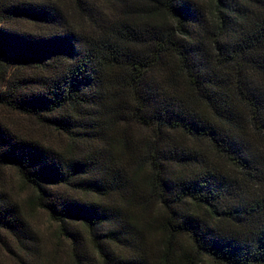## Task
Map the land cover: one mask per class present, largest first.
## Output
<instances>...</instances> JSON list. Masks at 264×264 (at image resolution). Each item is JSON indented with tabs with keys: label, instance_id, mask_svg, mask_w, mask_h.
<instances>
[{
	"label": "trees",
	"instance_id": "16d2710c",
	"mask_svg": "<svg viewBox=\"0 0 264 264\" xmlns=\"http://www.w3.org/2000/svg\"><path fill=\"white\" fill-rule=\"evenodd\" d=\"M0 110L68 140L0 118V181L18 173L78 263L80 227L125 264L116 230L143 252L152 221L164 264H264V0H0ZM129 120L151 138L121 145ZM0 232L36 244L3 190ZM178 237L196 257H171Z\"/></svg>",
	"mask_w": 264,
	"mask_h": 264
},
{
	"label": "rangeland",
	"instance_id": "374dc122",
	"mask_svg": "<svg viewBox=\"0 0 264 264\" xmlns=\"http://www.w3.org/2000/svg\"><path fill=\"white\" fill-rule=\"evenodd\" d=\"M62 1L71 3V0ZM97 1L93 0L95 3ZM0 118H3L8 125H13L16 129L29 133L33 138L40 139L46 144L56 145L58 147H67L68 145V140L64 136H59L49 129L40 127L32 119L1 110ZM117 127L123 134L120 138L121 145H123L125 140L124 135L128 142L142 138L144 141H147L151 138L149 130H145L131 120L121 121ZM146 169L147 167H145L143 172H146ZM2 178L3 180L0 181V190L6 191L14 201L20 204L22 212L31 226L32 234L36 237V244L22 247L15 238L0 232L1 240L5 242V244L0 242V264H105V260L97 253L91 243L89 244L91 234L83 227H80L79 232H77L78 242L83 245L81 250L77 249V254L80 256V263H78V260L73 256L72 243L61 231L60 225L51 220L43 209L31 203L30 199L34 198L36 192L25 184L18 173L12 168L5 169ZM76 195L78 197L87 196L79 193ZM87 198L91 201L98 200L94 195H88ZM106 202L110 205L112 199ZM145 202L147 207L155 214L158 215L161 213V208L157 200L149 197L146 198ZM116 203L114 201L112 204L114 205ZM151 222H148L149 226L145 229L148 238L143 249L146 252L145 256L143 254L144 251H138L135 246L129 247L132 243L135 245L133 242L135 240L129 235H126V232L129 231L128 229H121L119 227L116 230L114 235L122 243L127 245V247L122 244L112 245L116 258H122L125 260V264H132L131 260L133 259L141 261L142 264H164L163 257L166 253H170V251H167L166 241L164 242L165 236L160 227L156 223L150 224ZM70 229H72V225ZM96 232L101 233V231ZM101 241H105V238H102ZM172 241L175 244V246L170 247L173 250L171 253L173 259L179 256L182 260V251H186L196 257L195 251L191 247L188 239L178 237L175 239L172 238Z\"/></svg>",
	"mask_w": 264,
	"mask_h": 264
}]
</instances>
